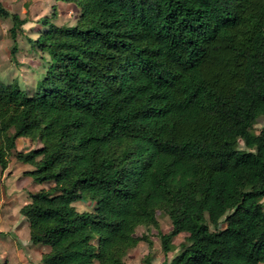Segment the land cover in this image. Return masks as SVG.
<instances>
[{
    "label": "trees",
    "instance_id": "obj_1",
    "mask_svg": "<svg viewBox=\"0 0 264 264\" xmlns=\"http://www.w3.org/2000/svg\"><path fill=\"white\" fill-rule=\"evenodd\" d=\"M59 1L80 16L40 19L35 92L0 79V169L13 154L50 184L19 209L41 263L125 264L145 225L164 253L186 234L175 264H264V0ZM0 18L14 59L27 20L1 3Z\"/></svg>",
    "mask_w": 264,
    "mask_h": 264
},
{
    "label": "rangeland",
    "instance_id": "obj_2",
    "mask_svg": "<svg viewBox=\"0 0 264 264\" xmlns=\"http://www.w3.org/2000/svg\"><path fill=\"white\" fill-rule=\"evenodd\" d=\"M2 6L11 13H17L26 18L23 31L16 38L17 52L11 59L10 49L12 40L8 30L11 26L10 18H0V79L9 83L13 79L29 95L35 92L37 82L45 75L50 57L47 52L30 40L38 39L47 28L41 24V18L55 25L76 24L80 10L71 3L59 0H0ZM264 126V118L259 117L252 127L258 133ZM38 141L28 138L17 139V150L25 151L39 146ZM239 148L245 149L239 141ZM32 169L31 165L17 161L13 154L8 157V166L0 169V264H42L40 256L48 246L32 245L29 242L28 221L21 216L19 209L30 201V194L47 188L48 183L38 184L26 174ZM264 203V198L262 199ZM73 206L78 211H92L95 204L90 201L77 200ZM159 230L168 232L171 220L166 213L157 211ZM225 223L220 224L223 228ZM158 230L152 226L139 225L135 228V235L148 236L150 243L140 241L126 251L123 258L125 264H159L162 261L175 264L181 251L180 243L185 241L186 234L181 233L172 240L174 249L164 253L161 249L157 234ZM97 264V263H95Z\"/></svg>",
    "mask_w": 264,
    "mask_h": 264
},
{
    "label": "crops",
    "instance_id": "obj_3",
    "mask_svg": "<svg viewBox=\"0 0 264 264\" xmlns=\"http://www.w3.org/2000/svg\"><path fill=\"white\" fill-rule=\"evenodd\" d=\"M48 250H49V247L47 248V250L45 252H47ZM40 258H41V256H40ZM40 263H41V261H40Z\"/></svg>",
    "mask_w": 264,
    "mask_h": 264
}]
</instances>
